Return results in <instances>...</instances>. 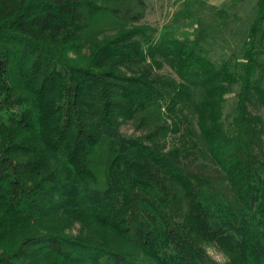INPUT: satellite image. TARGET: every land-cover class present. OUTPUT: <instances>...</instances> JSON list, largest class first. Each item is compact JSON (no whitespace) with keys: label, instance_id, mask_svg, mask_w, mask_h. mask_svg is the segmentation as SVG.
I'll return each mask as SVG.
<instances>
[{"label":"trees","instance_id":"trees-1","mask_svg":"<svg viewBox=\"0 0 264 264\" xmlns=\"http://www.w3.org/2000/svg\"><path fill=\"white\" fill-rule=\"evenodd\" d=\"M146 10L0 0V264H264V0L238 63Z\"/></svg>","mask_w":264,"mask_h":264},{"label":"rangeland","instance_id":"rangeland-1","mask_svg":"<svg viewBox=\"0 0 264 264\" xmlns=\"http://www.w3.org/2000/svg\"><path fill=\"white\" fill-rule=\"evenodd\" d=\"M143 23L155 39L165 32L177 37L194 38L201 33L202 46L216 61L234 58L240 62L242 45L256 16L258 0H145ZM264 61V57H263ZM237 89L227 96L225 113H233ZM125 135H133L129 125L122 127ZM207 252L216 262L225 264L227 258L214 246Z\"/></svg>","mask_w":264,"mask_h":264}]
</instances>
